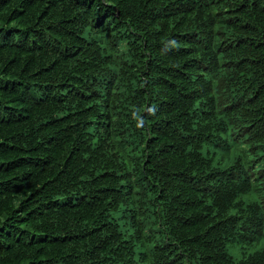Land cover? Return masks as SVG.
<instances>
[{
    "label": "trees",
    "instance_id": "trees-1",
    "mask_svg": "<svg viewBox=\"0 0 264 264\" xmlns=\"http://www.w3.org/2000/svg\"><path fill=\"white\" fill-rule=\"evenodd\" d=\"M0 264H264V0H0Z\"/></svg>",
    "mask_w": 264,
    "mask_h": 264
}]
</instances>
